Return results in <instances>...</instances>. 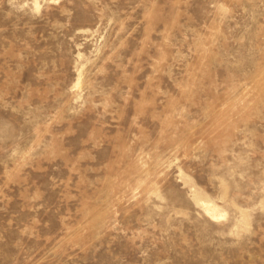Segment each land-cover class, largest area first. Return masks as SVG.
I'll return each mask as SVG.
<instances>
[{
  "label": "rangeland",
  "instance_id": "obj_1",
  "mask_svg": "<svg viewBox=\"0 0 264 264\" xmlns=\"http://www.w3.org/2000/svg\"><path fill=\"white\" fill-rule=\"evenodd\" d=\"M0 264H264V0H0Z\"/></svg>",
  "mask_w": 264,
  "mask_h": 264
}]
</instances>
